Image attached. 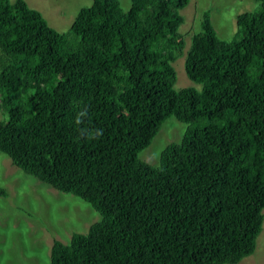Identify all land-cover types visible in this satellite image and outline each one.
<instances>
[{"label": "trees", "instance_id": "obj_1", "mask_svg": "<svg viewBox=\"0 0 264 264\" xmlns=\"http://www.w3.org/2000/svg\"><path fill=\"white\" fill-rule=\"evenodd\" d=\"M257 1L225 40L210 10L200 31L180 30L190 0H92L64 33L26 0H0V150L102 216L69 244L56 239L50 264H238L254 252L264 222ZM183 57L197 86L176 89ZM171 116L188 127L152 165L140 152Z\"/></svg>", "mask_w": 264, "mask_h": 264}, {"label": "rangeland", "instance_id": "obj_2", "mask_svg": "<svg viewBox=\"0 0 264 264\" xmlns=\"http://www.w3.org/2000/svg\"><path fill=\"white\" fill-rule=\"evenodd\" d=\"M26 1L43 14L49 25L63 33L69 32L79 10L92 4V0ZM120 2L124 9L130 7L131 0ZM258 7L257 0H190L180 10L185 17L180 30L188 27L186 34L194 28L200 31L202 13L210 10L218 36L231 40L237 31L238 14ZM188 17L193 23L188 22ZM184 60L185 57L180 58L175 64L176 89L197 86L186 74ZM6 119L7 114L0 107V120ZM187 127L175 116L169 117L151 145L140 152V158L158 165L163 149L170 143H181ZM0 186L7 192L0 195V264H50L51 247L56 239L69 244L74 233H87L93 223L102 219L88 201L26 173L1 150ZM238 264H264V222L254 252Z\"/></svg>", "mask_w": 264, "mask_h": 264}]
</instances>
